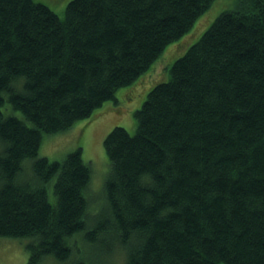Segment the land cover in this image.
<instances>
[{
	"label": "trees",
	"instance_id": "16d2710c",
	"mask_svg": "<svg viewBox=\"0 0 264 264\" xmlns=\"http://www.w3.org/2000/svg\"><path fill=\"white\" fill-rule=\"evenodd\" d=\"M214 2L69 0L59 16L0 0V236L27 240L25 264H108L116 249L125 264H264V0H233L195 33ZM167 53L134 132L103 140L91 206L81 148L51 160L42 138Z\"/></svg>",
	"mask_w": 264,
	"mask_h": 264
},
{
	"label": "rangeland",
	"instance_id": "374dc122",
	"mask_svg": "<svg viewBox=\"0 0 264 264\" xmlns=\"http://www.w3.org/2000/svg\"><path fill=\"white\" fill-rule=\"evenodd\" d=\"M36 1L47 4L54 12L62 16L64 7L69 0ZM232 1L233 0H215L212 7L213 10L205 15L202 19V24L200 23L195 33L209 22L212 13L215 14L221 9L231 8ZM195 33L191 36H194ZM168 56V53L163 55L140 82L134 84L129 89H120L116 94V101L110 99L104 102V104L95 111L94 117L80 119L66 131L43 136L38 149V156H45L51 160H62L70 151L78 147L81 148V155L91 168L89 189L91 190V192L89 191L91 206L94 205L93 203L101 202L103 199L102 195L98 197L94 191H98L101 188L103 180L105 179L104 177L107 174L108 162L103 147L105 136L117 125L125 127L131 133L134 132L136 124L135 111L146 98L147 92L153 82L156 79H162L165 73L166 76L168 75V67L172 59ZM80 241L79 237L76 238L74 242L76 249H79L78 245L80 246ZM26 242L27 240L24 238L0 236V264H25L28 254L24 248ZM109 255H112V257L108 259V264H125L124 254L118 249Z\"/></svg>",
	"mask_w": 264,
	"mask_h": 264
}]
</instances>
